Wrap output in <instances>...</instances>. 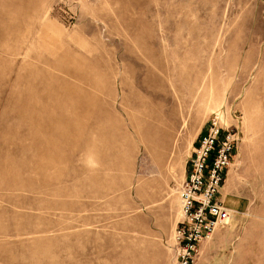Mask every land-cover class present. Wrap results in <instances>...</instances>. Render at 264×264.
Returning a JSON list of instances; mask_svg holds the SVG:
<instances>
[{
  "label": "rangeland",
  "instance_id": "rangeland-1",
  "mask_svg": "<svg viewBox=\"0 0 264 264\" xmlns=\"http://www.w3.org/2000/svg\"><path fill=\"white\" fill-rule=\"evenodd\" d=\"M214 115L235 216L194 264H264V0H0V264H176Z\"/></svg>",
  "mask_w": 264,
  "mask_h": 264
},
{
  "label": "built area",
  "instance_id": "built-area-1",
  "mask_svg": "<svg viewBox=\"0 0 264 264\" xmlns=\"http://www.w3.org/2000/svg\"><path fill=\"white\" fill-rule=\"evenodd\" d=\"M238 142L237 132L214 115L194 144L178 189L183 221L176 264H194L200 242L233 221L235 212L223 206L218 196Z\"/></svg>",
  "mask_w": 264,
  "mask_h": 264
},
{
  "label": "bare ground",
  "instance_id": "bare-ground-1",
  "mask_svg": "<svg viewBox=\"0 0 264 264\" xmlns=\"http://www.w3.org/2000/svg\"><path fill=\"white\" fill-rule=\"evenodd\" d=\"M161 138H160V145H162L163 147L167 146L169 143V140L171 138V134L170 133H165V132H161Z\"/></svg>",
  "mask_w": 264,
  "mask_h": 264
}]
</instances>
